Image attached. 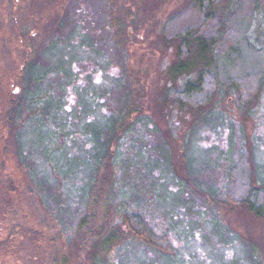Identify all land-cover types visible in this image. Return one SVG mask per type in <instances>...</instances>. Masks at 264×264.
<instances>
[{"label":"rangeland","instance_id":"1","mask_svg":"<svg viewBox=\"0 0 264 264\" xmlns=\"http://www.w3.org/2000/svg\"><path fill=\"white\" fill-rule=\"evenodd\" d=\"M249 2L243 0L242 8L246 10ZM225 3L218 0L220 6ZM200 21L192 0H0V264H89L90 246L80 238L77 222L92 212L95 232L105 233L121 222L123 210L131 205L140 206L138 210L160 230L172 228L182 260L175 264H229L230 259V264H242L233 260L246 251L238 233L258 244L259 264H264V217L256 218L239 204L221 203L229 168L242 151L252 150L264 177V88L246 107L236 90L220 89L213 103L199 110L180 106L170 93L196 77L200 64L175 78L168 72L177 58L176 34ZM248 36L257 48L264 47V20L258 12ZM52 37L74 56L72 68L81 77L76 86H69L74 92L63 120L71 124L69 130L86 120L85 107L77 104L79 92L98 100L100 113L113 110L125 115V123H132L116 145L120 157L114 167L118 185L113 187L127 193L123 200L114 198V188L109 192L113 182L103 186L107 179L100 182L101 174L96 185L103 190L95 205L94 199L74 197L79 176L58 175L56 186L38 183L37 174L51 173L50 180L57 176L53 160L44 153L52 156L56 148L67 147L71 157L80 151L79 143L67 134L60 132L46 141L48 149L39 143L31 162L17 159L6 115L22 96L25 62ZM53 79L46 80L44 87L57 94ZM95 108V104L89 108L88 117L97 113ZM36 114L43 112L38 109ZM54 115H45V122L56 131L61 117ZM22 117L21 130L27 132L25 144L31 151L33 127L26 114ZM35 133L43 135L40 129ZM161 147L169 148L178 163L182 153L193 155L194 173L173 175L155 165ZM209 185L216 187L214 194ZM165 193L171 196L169 204L163 202ZM212 220L220 222L222 238ZM123 244L113 245L112 260L137 264V245L128 249Z\"/></svg>","mask_w":264,"mask_h":264},{"label":"trees","instance_id":"2","mask_svg":"<svg viewBox=\"0 0 264 264\" xmlns=\"http://www.w3.org/2000/svg\"><path fill=\"white\" fill-rule=\"evenodd\" d=\"M192 1L200 13L201 21L197 26H189L176 34L177 58L170 66L168 75L175 78L180 74L190 73L197 64L200 66L196 71L195 79L187 80L181 89L170 92L174 102L182 107L189 106L199 110L211 105L220 89H233L238 93V100L244 104L243 107L249 106L264 88V47L257 48L248 36L255 13H260L264 20V0H249L246 10L245 6L244 9L242 8L243 0H225L224 6H220L218 0ZM61 25L62 23L57 28L60 29ZM79 42L84 44L83 40ZM33 49L35 50L34 47ZM192 53L193 58L190 60L189 56ZM75 61L73 55L67 54L64 49L59 47L56 37L50 38L42 49L25 62L22 96L16 102H12L6 117L10 129L13 128L14 147L20 163L31 162L32 150H35L39 143L48 149L45 145L46 141L57 137L60 132L63 135H69L74 143L78 142L80 151L71 157H69L67 147L56 148L52 156L44 153L43 156L53 160V171L57 173L55 179L51 178L54 182L50 180L51 173H42L41 176L37 174L36 177L38 183L56 186L59 185L56 182H60L58 175L79 176L81 178L80 185L77 187V194L74 197L87 202L94 199L95 205L100 201L105 183L112 184L113 182L110 191L108 190L110 193L112 188H116L118 185L114 167L118 163L120 151L116 145L130 129L132 123H125V115L113 110L107 114L100 113L99 108L102 105L98 100L96 101L93 96L85 98L79 92L77 104H82L85 107L84 117L86 120L78 124L75 122V125L72 126L75 128L69 130L71 124L63 122L67 113L66 103L70 94L74 92L69 86L72 84L76 86L75 83L81 78L72 68ZM110 65L111 63L108 62L107 68ZM52 78H55L53 82L55 80L56 89L59 88L57 94L56 91L44 87L45 81ZM79 90L80 88L77 89V91ZM77 104L72 105L73 113L78 109ZM94 104L97 113L88 117L89 108ZM38 109L43 112V115H35V111ZM54 112L55 115L59 114L61 117L56 131L50 130L45 122V115H53ZM24 114H26L25 120L29 118L33 127L31 132L34 147L31 151L25 144L24 136L27 135L25 134L27 132L21 130L23 125L21 120H24L22 117ZM75 116L76 114L73 118ZM138 120L144 119L139 117ZM37 129H40L43 135L35 133ZM157 151L155 165H162L167 173L171 171L175 175L180 174L181 171V173L191 175L197 167L191 154L187 156L182 153L181 162L178 163L171 158L169 148L161 147ZM178 164L180 169H178ZM78 167H82L79 172ZM100 174V182L105 178L107 180L103 182V186L97 188L96 184ZM178 179L183 185L182 178ZM228 182L221 203L230 206L239 204L256 218H263L264 177L259 171L251 149L242 151L237 161L230 166ZM115 188L114 198L119 196L123 200L127 197L126 192H116ZM208 188L211 194L217 191L216 187L212 185H209ZM71 193L67 196L70 197ZM170 198L169 193L163 194V202L169 204ZM139 207L131 205L130 208L123 210L121 222L115 224L111 230L105 233L100 229L95 232L92 212L81 217L77 222V232L80 231V238L87 246H90V249L87 250L89 264H116L110 257V250L113 245L121 241L125 243L123 246L128 249H134L137 245L138 251H135L134 254L137 264H157V262L175 264L182 261L179 256V247L174 242L176 239L172 235V228L160 230L148 220L147 216L144 217V214L138 210ZM179 221L180 219L175 221L176 226ZM212 222L215 233L222 238L220 222L217 220H212ZM223 229L228 230L227 227H223ZM237 235L242 238L240 244L245 246L244 250L246 251L245 255L235 257L233 260L242 262V264H259L261 259L258 258L260 253L258 244L253 239L245 238L239 233ZM231 260H229V264Z\"/></svg>","mask_w":264,"mask_h":264}]
</instances>
